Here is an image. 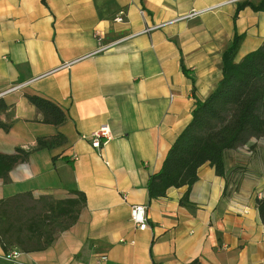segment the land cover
I'll return each mask as SVG.
<instances>
[{"label":"crops","instance_id":"0c3cea01","mask_svg":"<svg viewBox=\"0 0 264 264\" xmlns=\"http://www.w3.org/2000/svg\"><path fill=\"white\" fill-rule=\"evenodd\" d=\"M243 1L0 0V122L9 126L0 154L66 139L0 179V201L86 196L76 224L19 264H89L101 254L107 264H264L262 139L225 153V177L203 165L187 204V187L157 200L147 190L197 100L222 80L235 36L244 37L237 62L263 44L264 12L235 19ZM29 97L58 106L65 124L44 123ZM103 126L111 139L96 150L90 137ZM134 205L148 208L145 231L131 223ZM4 256L0 245V264H11Z\"/></svg>","mask_w":264,"mask_h":264},{"label":"trees","instance_id":"16d2710c","mask_svg":"<svg viewBox=\"0 0 264 264\" xmlns=\"http://www.w3.org/2000/svg\"><path fill=\"white\" fill-rule=\"evenodd\" d=\"M250 8L264 12V0H245L238 4L235 19L241 11ZM243 36L236 35L230 48L222 56L223 78L205 100H197L192 121L172 145L161 171L148 183L150 200L166 197L170 188L187 187L182 199L187 204L190 190L198 181L199 169L209 164L220 177H225V153L250 142L252 138L264 143V42L255 51L236 61ZM30 102L43 114V122L62 126L65 113L55 104L40 98L29 97ZM6 105L0 100V111ZM0 128L9 126L0 122ZM66 143L64 136L39 139L33 150L18 148L12 155L0 154V179L31 153L55 150ZM75 197L62 201L51 198L35 200L31 194H19L0 201V245L5 254L11 250L35 253L46 250L55 236L70 228L79 219L86 205L85 193L74 190ZM33 200L44 203L43 214L24 217V203ZM261 218L264 220V198L257 199ZM68 220L56 228L60 220Z\"/></svg>","mask_w":264,"mask_h":264},{"label":"built area","instance_id":"2783aa9c","mask_svg":"<svg viewBox=\"0 0 264 264\" xmlns=\"http://www.w3.org/2000/svg\"><path fill=\"white\" fill-rule=\"evenodd\" d=\"M239 1V0H234ZM192 14L191 16H194ZM157 28H151L148 31L155 30ZM173 98H171L172 100ZM111 139V131L108 126H103L99 130H97L91 137L90 143L92 147L96 150L102 149L105 143ZM148 208L144 205H134L131 207V223L133 226L139 231H145L149 228L148 224V216H147ZM18 250H11V252L5 254L4 260L11 264H19V259L22 256ZM109 261L108 256L106 254L98 255L91 263L89 264H107Z\"/></svg>","mask_w":264,"mask_h":264},{"label":"rangeland","instance_id":"374dc122","mask_svg":"<svg viewBox=\"0 0 264 264\" xmlns=\"http://www.w3.org/2000/svg\"><path fill=\"white\" fill-rule=\"evenodd\" d=\"M45 206L44 203H41V202H37V201H33V200H27L25 203H24V217L26 219V217L29 216L30 217H33V216H38V215H42L43 214V207ZM68 224V220L66 219H63V220H60L59 221V224L56 226V228H62L64 226H66Z\"/></svg>","mask_w":264,"mask_h":264}]
</instances>
